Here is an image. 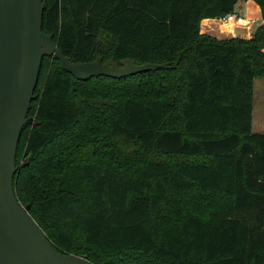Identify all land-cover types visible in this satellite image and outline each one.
I'll return each instance as SVG.
<instances>
[{"label":"trees","instance_id":"obj_1","mask_svg":"<svg viewBox=\"0 0 264 264\" xmlns=\"http://www.w3.org/2000/svg\"><path fill=\"white\" fill-rule=\"evenodd\" d=\"M241 1L44 0L43 31L73 62L170 65L80 80L44 57L14 190L60 252L264 264V132L252 129L264 0L249 38L200 32Z\"/></svg>","mask_w":264,"mask_h":264},{"label":"water","instance_id":"obj_2","mask_svg":"<svg viewBox=\"0 0 264 264\" xmlns=\"http://www.w3.org/2000/svg\"><path fill=\"white\" fill-rule=\"evenodd\" d=\"M44 0H0V264H95L85 256L60 252L16 196L17 151L45 56L55 57L77 79L126 77L167 69L168 63L116 61L103 56L73 62L43 31Z\"/></svg>","mask_w":264,"mask_h":264},{"label":"rangeland","instance_id":"obj_3","mask_svg":"<svg viewBox=\"0 0 264 264\" xmlns=\"http://www.w3.org/2000/svg\"><path fill=\"white\" fill-rule=\"evenodd\" d=\"M237 8L241 9V13H242L241 15H243L244 17H249L251 20L256 19L257 17H259V15H261L259 6H257L255 2L245 3L244 6L238 5ZM214 21H216V23L219 25V27L221 26L223 28L222 32H229L230 30H233V28L234 29L240 28V29H242L243 33H241L242 35H238L236 37H245L246 36L247 38H249L247 35H250L253 33V31L255 30L257 25L260 23V21H262V19L259 21L256 19L255 22L253 21L252 27L254 29L251 28V26H250L251 23L249 22L250 20H247V19L243 25H234L233 23L225 24V23H222L221 21H218V20H214ZM205 24H207V23L204 22V25ZM251 29H252V32L251 33L248 32ZM262 106L264 109V77L258 76L254 80V107H255L254 111H255V114L257 113V118L264 116V112L261 111ZM254 123H255V128L253 129V131L258 132L260 129H257V126H256L257 121ZM27 161H28V158L24 159V162H27Z\"/></svg>","mask_w":264,"mask_h":264},{"label":"crops","instance_id":"obj_4","mask_svg":"<svg viewBox=\"0 0 264 264\" xmlns=\"http://www.w3.org/2000/svg\"><path fill=\"white\" fill-rule=\"evenodd\" d=\"M248 2H254V1L253 0L241 1V2H239L238 5L244 6V4L245 3H248ZM259 9H260V7H259ZM236 11L238 13L242 14L241 13V9L236 8ZM260 14H261V9H260ZM246 19L247 20H250L249 21L251 23L250 26H251V28H253L252 27L253 21L255 22L256 19L258 21L261 20L262 19V15H259V17H257L256 19H252L251 20L249 17H246ZM214 20L220 21L218 18H205V19H203L201 21V24H200V32L203 33V34H208V35H211V36L220 38V39L236 37L238 35H242L241 33H243L242 29H240V28H236V29L233 28V30H230L229 32H222V29L223 28L221 26L219 27V25ZM204 22H206L207 24L204 25ZM248 32L251 33L252 32V29L249 30ZM251 35L252 34L247 35V36L250 37ZM254 110H255V107L253 106V123H252V129L255 128V123L254 122L257 121V125H256L257 126V129H260L258 132H263L264 131V116L263 117H260V118L259 117L257 118V113L255 114V111ZM261 111L264 112L263 106L261 107Z\"/></svg>","mask_w":264,"mask_h":264},{"label":"built area","instance_id":"obj_5","mask_svg":"<svg viewBox=\"0 0 264 264\" xmlns=\"http://www.w3.org/2000/svg\"><path fill=\"white\" fill-rule=\"evenodd\" d=\"M219 20L225 24L233 23L234 25H243L246 22V17H244L237 11H233L221 17Z\"/></svg>","mask_w":264,"mask_h":264}]
</instances>
